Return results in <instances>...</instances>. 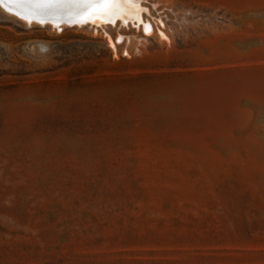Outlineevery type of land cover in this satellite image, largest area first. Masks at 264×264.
<instances>
[{"label": "rangeland", "instance_id": "rangeland-1", "mask_svg": "<svg viewBox=\"0 0 264 264\" xmlns=\"http://www.w3.org/2000/svg\"><path fill=\"white\" fill-rule=\"evenodd\" d=\"M134 1L0 6V264H264V0Z\"/></svg>", "mask_w": 264, "mask_h": 264}, {"label": "water", "instance_id": "water-1", "mask_svg": "<svg viewBox=\"0 0 264 264\" xmlns=\"http://www.w3.org/2000/svg\"><path fill=\"white\" fill-rule=\"evenodd\" d=\"M127 0H0V6L17 18L36 24L82 25L113 23L132 16ZM96 25V24H95Z\"/></svg>", "mask_w": 264, "mask_h": 264}, {"label": "bare ground", "instance_id": "bare-ground-1", "mask_svg": "<svg viewBox=\"0 0 264 264\" xmlns=\"http://www.w3.org/2000/svg\"><path fill=\"white\" fill-rule=\"evenodd\" d=\"M127 2V4H129L130 5V8H131V10H132V15L134 16V17H136L137 16V12H136V9H137V5H136V2L134 1V0H127L126 1ZM138 5H139V3H138ZM127 16H124V19L126 18ZM97 23V22H96ZM147 24V23H146ZM150 26V25H149ZM145 28V27H144ZM146 28H148V27H146ZM150 28V27H149Z\"/></svg>", "mask_w": 264, "mask_h": 264}]
</instances>
